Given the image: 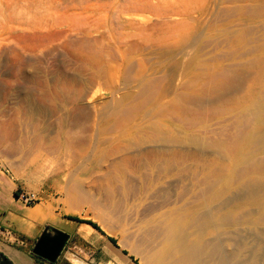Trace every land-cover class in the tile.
Listing matches in <instances>:
<instances>
[{
	"label": "rangeland",
	"instance_id": "374dc122",
	"mask_svg": "<svg viewBox=\"0 0 264 264\" xmlns=\"http://www.w3.org/2000/svg\"><path fill=\"white\" fill-rule=\"evenodd\" d=\"M0 174L67 258L264 264V0H0Z\"/></svg>",
	"mask_w": 264,
	"mask_h": 264
},
{
	"label": "crops",
	"instance_id": "0c3cea01",
	"mask_svg": "<svg viewBox=\"0 0 264 264\" xmlns=\"http://www.w3.org/2000/svg\"><path fill=\"white\" fill-rule=\"evenodd\" d=\"M21 190L26 192L13 179L0 174V253L11 264H51L33 256L30 250L44 228L56 229L62 225V219L48 203L23 204L16 198ZM107 251L114 255L112 249L107 248ZM53 264L86 263L75 256L67 258L66 253L61 252Z\"/></svg>",
	"mask_w": 264,
	"mask_h": 264
},
{
	"label": "water",
	"instance_id": "95a60500",
	"mask_svg": "<svg viewBox=\"0 0 264 264\" xmlns=\"http://www.w3.org/2000/svg\"><path fill=\"white\" fill-rule=\"evenodd\" d=\"M52 232V233H51ZM50 233V234H49ZM58 234V237H49L47 234ZM67 239V236L56 231L51 230L48 232L47 227L44 228L42 234L37 238L33 246L31 247L30 253L48 263L53 264L62 252L63 245Z\"/></svg>",
	"mask_w": 264,
	"mask_h": 264
},
{
	"label": "trees",
	"instance_id": "16d2710c",
	"mask_svg": "<svg viewBox=\"0 0 264 264\" xmlns=\"http://www.w3.org/2000/svg\"><path fill=\"white\" fill-rule=\"evenodd\" d=\"M15 195H16V194H15ZM65 218H66L67 220L75 221V222H77V223H85V224L89 225L90 227H92L93 229L99 231V230H98V227H97L94 223H92V222H90V221H83V220H80V219H78V218H76V217H72V216H66ZM107 239H108V241H109L111 244L114 245L115 242H114V240H113L112 238H107ZM0 264H11V263L8 261V259H7L4 255H2V254L0 253Z\"/></svg>",
	"mask_w": 264,
	"mask_h": 264
},
{
	"label": "built area",
	"instance_id": "2783aa9c",
	"mask_svg": "<svg viewBox=\"0 0 264 264\" xmlns=\"http://www.w3.org/2000/svg\"><path fill=\"white\" fill-rule=\"evenodd\" d=\"M16 197L25 205H33L39 201L37 194L33 192H20Z\"/></svg>",
	"mask_w": 264,
	"mask_h": 264
},
{
	"label": "flooded vegetation",
	"instance_id": "af4514ba",
	"mask_svg": "<svg viewBox=\"0 0 264 264\" xmlns=\"http://www.w3.org/2000/svg\"><path fill=\"white\" fill-rule=\"evenodd\" d=\"M47 235H48L49 237H52V238H53V237H58V238H59V235H58V234H54V233H53V234H51V235H49V234H47ZM66 240H67V239H66ZM34 243H35V242H34Z\"/></svg>",
	"mask_w": 264,
	"mask_h": 264
}]
</instances>
